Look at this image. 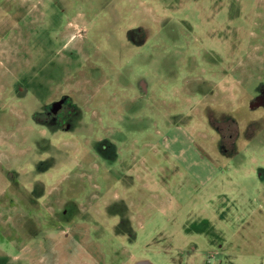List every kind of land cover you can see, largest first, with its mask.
<instances>
[{"label": "rangeland", "instance_id": "1", "mask_svg": "<svg viewBox=\"0 0 264 264\" xmlns=\"http://www.w3.org/2000/svg\"><path fill=\"white\" fill-rule=\"evenodd\" d=\"M134 259L264 264V0H0V264Z\"/></svg>", "mask_w": 264, "mask_h": 264}, {"label": "flooded vegetation", "instance_id": "2", "mask_svg": "<svg viewBox=\"0 0 264 264\" xmlns=\"http://www.w3.org/2000/svg\"><path fill=\"white\" fill-rule=\"evenodd\" d=\"M75 107L71 100L66 97L57 100L53 104L48 106V109L38 116L43 117V121L50 127L56 126L61 128H68L70 124L73 122V113H75ZM223 119L221 125H219V132L221 134V139L224 143H226L225 139H232V136H237V127H235V123L227 118L225 113H222ZM37 116V115H36ZM70 122V124H69ZM226 122V124H224ZM234 124V126H233ZM231 140L229 142L233 143ZM97 262V261H96ZM100 264H103L102 262Z\"/></svg>", "mask_w": 264, "mask_h": 264}, {"label": "crops", "instance_id": "3", "mask_svg": "<svg viewBox=\"0 0 264 264\" xmlns=\"http://www.w3.org/2000/svg\"><path fill=\"white\" fill-rule=\"evenodd\" d=\"M153 264L148 260H140V259H134L131 264Z\"/></svg>", "mask_w": 264, "mask_h": 264}, {"label": "water", "instance_id": "4", "mask_svg": "<svg viewBox=\"0 0 264 264\" xmlns=\"http://www.w3.org/2000/svg\"><path fill=\"white\" fill-rule=\"evenodd\" d=\"M140 264H142V263H140Z\"/></svg>", "mask_w": 264, "mask_h": 264}]
</instances>
